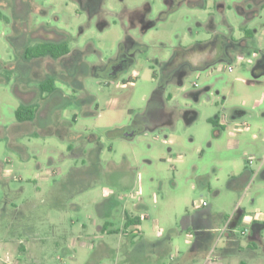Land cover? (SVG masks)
Instances as JSON below:
<instances>
[{
  "label": "rangeland",
  "instance_id": "rangeland-1",
  "mask_svg": "<svg viewBox=\"0 0 264 264\" xmlns=\"http://www.w3.org/2000/svg\"><path fill=\"white\" fill-rule=\"evenodd\" d=\"M172 2L160 20L165 0H0V264H19V241L42 264H264V229L248 232L264 180L228 188L264 155V0ZM145 5L153 26L130 27ZM44 42L81 55L32 71L23 50ZM172 58L193 66L182 86L162 66ZM48 68L60 93L43 103ZM27 103L30 126L15 118ZM209 211L222 214L213 242L197 231ZM125 216L142 218L133 238L97 231H123Z\"/></svg>",
  "mask_w": 264,
  "mask_h": 264
},
{
  "label": "trees",
  "instance_id": "trees-1",
  "mask_svg": "<svg viewBox=\"0 0 264 264\" xmlns=\"http://www.w3.org/2000/svg\"><path fill=\"white\" fill-rule=\"evenodd\" d=\"M185 0H179V4H181V2H183ZM165 2L168 5V10L167 12H164L162 14H160L159 19L163 20L164 18L162 17V15H166L172 11H174L177 8V5L174 6L172 0H165ZM150 8L148 5H145L143 7L142 10H135L133 12H131L129 14V23H130V27L135 28L140 26L142 30H147L149 28H151L153 26L152 22H146V15L149 13ZM246 35H250L251 31L246 30L245 32ZM246 38V37H245ZM134 42V41H132ZM74 54H79L81 55V52L79 51H73L70 52V50L68 49V47L64 44V43H53V42H44V43H40L37 44L35 46H30V47H26L23 50V57L26 58L28 60V65L30 66V68L32 69V71H36L38 69H40V67H42V64L44 63V59L47 58V61H51L52 63L55 62V64L57 63H62L64 60H67L69 57H71ZM174 62L175 59H170L167 62L162 63L165 67L166 72H168L169 74L172 75L171 80L177 85V86H182L183 85V79L186 77V75L188 74V72L192 71L193 66H191L190 64L186 63V64H178L176 66H174ZM20 65V64H19ZM102 66V65H101ZM99 66V67H101ZM97 67V66H93L92 68ZM52 68V67H50ZM48 70L50 71L49 76L45 79H41V81L39 82L38 85V90L40 93L42 94H47V97L42 101H44L43 103L46 102V100L49 98V95L54 94L56 92H58V90L56 89V87L54 86V79H53V73L54 71L50 70L48 68ZM109 76V75H108ZM162 85L164 86V83H162ZM160 85V89L161 91L163 90V86ZM162 86V87H161ZM79 88L82 89L81 85H78ZM92 100V98L90 99V101ZM165 112V103L163 99H160V107H159V114H161L162 116L163 113ZM37 114H38V109L36 108V106L33 103H27V104H22L20 107L17 108V110L15 111V118L17 120L18 123H20L21 125H28L30 126L31 123H34L35 121H37ZM170 117H171V121L169 122V124L167 125L168 127L172 128L173 127V112L170 111ZM210 122L215 123L213 120H209ZM124 136V134H123ZM253 175V172H251V176ZM238 178L235 177H231L229 180V183L231 184L233 181L237 180ZM140 224V219H136V218H131L126 216V220L125 223L123 225V231H121L123 234H125L126 229L131 227V226H137ZM120 233L118 230H112L110 232V234H118ZM243 264V263H240Z\"/></svg>",
  "mask_w": 264,
  "mask_h": 264
},
{
  "label": "crops",
  "instance_id": "crops-1",
  "mask_svg": "<svg viewBox=\"0 0 264 264\" xmlns=\"http://www.w3.org/2000/svg\"><path fill=\"white\" fill-rule=\"evenodd\" d=\"M260 62L261 63L259 65L257 64L258 66L256 65V68H258L259 66L264 64V61L261 60ZM260 74H264V73H260ZM160 99H163L165 101V96L160 97ZM170 111H172L174 113L173 114V127H174V121H175V117L177 116V112H175L173 109L167 108L166 106H165V112L163 113V115L165 117H168L169 121L168 122L166 121L165 123H162V125L160 124L161 127H168L167 125L171 121V117H170V114H169ZM172 128L168 127V129H172ZM244 129H245V125L240 126L239 124H233L232 128L229 130V135L234 136L237 132L244 131ZM253 137L257 138V135L254 134ZM124 138H126V137H124ZM131 138H126V139H131ZM251 172H253L252 176H251ZM231 177L238 178L237 180H235V181H233L231 183L232 185L235 182H238L239 184L245 183V184L249 185V183L251 182V180L254 177H260L262 180H264V155L261 158V161H260V163L258 165V168H257L256 172H254L252 169H246L244 172H242V173H240L238 175H232ZM231 184L228 186L229 189H232L231 188V186H232ZM201 206L202 207H207V204L203 205V203H202ZM237 212H239V210ZM221 215L222 214L218 215L217 213H212L211 211H209L208 213H206V215L204 217L201 216L199 218L201 226L197 228V231L200 233L201 237H205L211 242H213V241H215L216 239L219 238V235H217L215 237L212 234L218 233L220 231V228H219V224L220 223H218V220H219V216H221ZM242 215H243V213L239 212V215L235 214V215H233L231 217H227L223 221H220V222H223L222 223L223 224V230H225L226 228H231V229L234 228V226H236L240 222V219H241ZM139 219L141 220L142 218L139 217ZM125 220H126V216H125ZM125 220H124V223H125ZM124 223H123V225H124ZM83 227H84V225H83ZM263 229H264V219L258 218V217H254L252 219V228L248 232H249V234H254L257 237H260V236H262ZM112 230H118L119 232H121L120 229L112 228L111 227V223L109 221H107V220L105 222H103V224L101 226H99L98 229H97V231L100 234H105V235H112V234H110V232ZM223 230L221 232H223ZM125 232H126L125 234H123L121 232V234L118 233L117 235H122V237H126V238L131 236L133 238L135 236L136 232L140 233V224L137 225V226H131V227L127 228ZM37 241H38V238L33 240L34 243L35 242L37 243ZM19 242H20V244L18 243L19 247H21V251L23 253L16 256L15 260H17V263L21 264V262H23L24 260H27V261L31 260L35 264H42V263H40L39 261H37L35 259H30L29 258L30 257V248L27 247V246H24L21 241H19ZM251 244H252L251 246H254L253 243H251ZM208 257H209V254L205 257V259L203 260L202 264H205V262H207V261H211ZM5 259L6 260H3V261H5L8 264H13V262H14L13 258L10 259L9 257H6ZM217 260H218V258H216V259L214 258L212 261L217 263ZM240 263L246 264L245 262H240Z\"/></svg>",
  "mask_w": 264,
  "mask_h": 264
},
{
  "label": "flooded vegetation",
  "instance_id": "flooded-vegetation-1",
  "mask_svg": "<svg viewBox=\"0 0 264 264\" xmlns=\"http://www.w3.org/2000/svg\"><path fill=\"white\" fill-rule=\"evenodd\" d=\"M77 1H79V2H81V3L83 4L85 0H77ZM62 63H63V62H62ZM59 93H60V92H56V93H54V94L49 95V99L52 98L54 95H57V94H59ZM132 131H133V130H128L127 132H128V133H132ZM127 132H126V133H127Z\"/></svg>",
  "mask_w": 264,
  "mask_h": 264
},
{
  "label": "water",
  "instance_id": "water-1",
  "mask_svg": "<svg viewBox=\"0 0 264 264\" xmlns=\"http://www.w3.org/2000/svg\"><path fill=\"white\" fill-rule=\"evenodd\" d=\"M133 136H134L133 132L132 133H124V137H126V138H131Z\"/></svg>",
  "mask_w": 264,
  "mask_h": 264
},
{
  "label": "built area",
  "instance_id": "built-area-1",
  "mask_svg": "<svg viewBox=\"0 0 264 264\" xmlns=\"http://www.w3.org/2000/svg\"><path fill=\"white\" fill-rule=\"evenodd\" d=\"M248 164H249V165H252V164H253V161H252V160H249V161H248ZM203 205H205V203H203ZM241 234H242V235H245L246 233L242 231Z\"/></svg>",
  "mask_w": 264,
  "mask_h": 264
}]
</instances>
